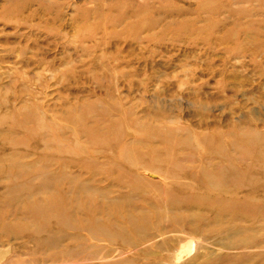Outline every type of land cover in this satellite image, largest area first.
Wrapping results in <instances>:
<instances>
[{"label":"rangeland","instance_id":"obj_1","mask_svg":"<svg viewBox=\"0 0 264 264\" xmlns=\"http://www.w3.org/2000/svg\"><path fill=\"white\" fill-rule=\"evenodd\" d=\"M259 154L264 0H0V264H264Z\"/></svg>","mask_w":264,"mask_h":264},{"label":"bare ground","instance_id":"obj_2","mask_svg":"<svg viewBox=\"0 0 264 264\" xmlns=\"http://www.w3.org/2000/svg\"><path fill=\"white\" fill-rule=\"evenodd\" d=\"M172 143V142H171ZM170 144V143H169ZM172 150V149H171ZM252 149L250 148V149H248L247 151H246V154L247 155H249V154H253V150L251 151ZM255 152V151H254ZM260 156H262V158H263V160H264V155H261V154H259ZM263 162V161H262ZM264 165V164H263ZM246 172H248V171H246ZM219 175H218V178H219V180H218V182H216V183H214V181L212 180V175L211 176H209V179H208V185H209V187H211V188H214L215 189V186H218L219 187V185H223L224 183H226V182H228L229 180H231V175L228 173V172H226L225 170H221V171H219V173H218ZM242 174V173H241ZM240 174V175H241ZM247 174V173H246ZM247 175H250L249 173L247 174ZM246 175V176H247ZM238 176V175H237ZM243 176H244V174H243ZM241 177V176H240ZM250 177V176H249ZM217 178V179H218ZM251 178V177H250ZM261 178V177H260ZM252 179V178H251ZM250 179V180H251ZM258 179V178H257ZM247 180V179H246ZM217 181V180H216ZM251 182H252V180H251ZM213 190V189H212ZM217 190V189H216ZM264 200V199H263ZM174 201H176V200H174ZM199 201H203L202 199H200ZM211 201V200H210ZM213 201V200H212ZM212 201L210 202V203H212ZM215 201H217V200H215ZM214 201V202H215ZM218 203H220V202H218ZM250 203V202H249ZM216 204H217V202H216ZM254 204H255V201H254ZM262 204V203H261ZM211 205V204H210ZM260 205V204H259ZM244 206V205H243ZM242 208V207H241ZM262 206L261 207H257V208H254V209H251V208H249V209H251V214L253 215H255V214H259V213H261L262 212ZM243 209V208H242ZM244 210H246L245 208H244ZM249 211V210H248ZM220 214V213H219ZM217 216H218V214H216ZM264 216V215H263ZM255 217H257V216H255ZM139 226V227H138ZM133 229L135 230V232H137V235H138V238H141V237H145V235H144V233L147 231V227H141L140 225H134L133 226ZM123 235V234H122ZM121 237V236H120ZM246 239H248V240H250L251 239V237H247ZM167 245H168V242H162L161 244H160V246L161 247H163V248H167Z\"/></svg>","mask_w":264,"mask_h":264}]
</instances>
